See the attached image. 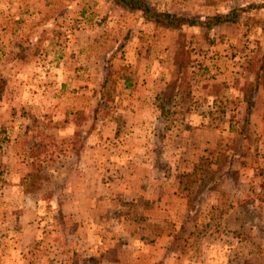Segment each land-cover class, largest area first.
Segmentation results:
<instances>
[{"label":"rangeland","instance_id":"1","mask_svg":"<svg viewBox=\"0 0 264 264\" xmlns=\"http://www.w3.org/2000/svg\"><path fill=\"white\" fill-rule=\"evenodd\" d=\"M0 264H264V8L0 0Z\"/></svg>","mask_w":264,"mask_h":264},{"label":"trees","instance_id":"2","mask_svg":"<svg viewBox=\"0 0 264 264\" xmlns=\"http://www.w3.org/2000/svg\"><path fill=\"white\" fill-rule=\"evenodd\" d=\"M116 4L132 10H140L143 14V18L146 21L153 22L156 27H174L181 28L186 25H205L214 26L222 25L227 22L236 21L240 18V14L244 10H250L251 8H264V2L253 3L249 6L234 7L229 12L226 13H216L210 15L205 19L195 18L191 16L181 15L170 11H161L153 7L147 0H113ZM258 76V75H257ZM258 79V77H257ZM190 175L191 173H186Z\"/></svg>","mask_w":264,"mask_h":264}]
</instances>
